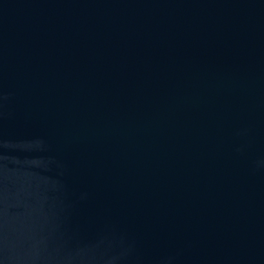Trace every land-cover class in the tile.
<instances>
[{"label": "water", "instance_id": "95a60500", "mask_svg": "<svg viewBox=\"0 0 264 264\" xmlns=\"http://www.w3.org/2000/svg\"><path fill=\"white\" fill-rule=\"evenodd\" d=\"M0 264H264V0H0Z\"/></svg>", "mask_w": 264, "mask_h": 264}]
</instances>
